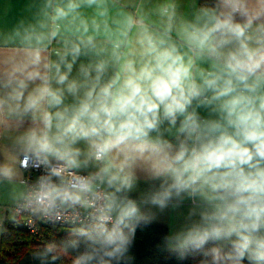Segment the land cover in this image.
I'll return each mask as SVG.
<instances>
[{
  "label": "clouds",
  "instance_id": "9594fccd",
  "mask_svg": "<svg viewBox=\"0 0 264 264\" xmlns=\"http://www.w3.org/2000/svg\"><path fill=\"white\" fill-rule=\"evenodd\" d=\"M20 48L0 68L15 195L79 222L72 264H121L166 212L179 259L264 264V0H43Z\"/></svg>",
  "mask_w": 264,
  "mask_h": 264
},
{
  "label": "trees",
  "instance_id": "16d2710c",
  "mask_svg": "<svg viewBox=\"0 0 264 264\" xmlns=\"http://www.w3.org/2000/svg\"><path fill=\"white\" fill-rule=\"evenodd\" d=\"M75 229L49 225L32 234L5 222L0 233V264H72L75 251L66 237L70 238ZM166 233L165 226L141 224L121 264H200V257L181 260L169 252L162 242ZM49 245L54 246L51 252L47 251Z\"/></svg>",
  "mask_w": 264,
  "mask_h": 264
},
{
  "label": "crops",
  "instance_id": "0c3cea01",
  "mask_svg": "<svg viewBox=\"0 0 264 264\" xmlns=\"http://www.w3.org/2000/svg\"><path fill=\"white\" fill-rule=\"evenodd\" d=\"M215 1V0H213ZM153 3L156 0H152ZM182 8L188 9L190 0H180ZM252 6H257L258 0H249ZM121 5H127L131 9L139 3V0H119ZM43 0H0V68L12 58L23 55L20 41L26 36L31 25L40 19ZM55 47V44L53 45ZM17 134L14 121L0 123V164L8 163L16 168V175L11 183L0 177V233L5 222L12 223L15 216V206L21 201L15 195L18 187L24 186L21 182L23 171L15 162V150L12 141ZM179 219L175 213L166 212L150 223L152 225L169 228L178 224Z\"/></svg>",
  "mask_w": 264,
  "mask_h": 264
},
{
  "label": "built area",
  "instance_id": "2783aa9c",
  "mask_svg": "<svg viewBox=\"0 0 264 264\" xmlns=\"http://www.w3.org/2000/svg\"><path fill=\"white\" fill-rule=\"evenodd\" d=\"M23 177L21 182L25 185L30 180V174L22 169ZM24 201H19L14 210L15 216L13 223L23 227L26 231L32 234H38L44 226H57L61 228H76L78 221H72L70 219L61 218L57 220L55 217H45L40 213H33L29 209L23 207Z\"/></svg>",
  "mask_w": 264,
  "mask_h": 264
}]
</instances>
